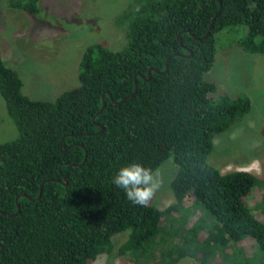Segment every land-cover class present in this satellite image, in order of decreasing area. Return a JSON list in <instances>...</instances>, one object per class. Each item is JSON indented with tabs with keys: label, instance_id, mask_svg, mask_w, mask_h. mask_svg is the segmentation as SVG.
<instances>
[{
	"label": "trees",
	"instance_id": "1",
	"mask_svg": "<svg viewBox=\"0 0 264 264\" xmlns=\"http://www.w3.org/2000/svg\"><path fill=\"white\" fill-rule=\"evenodd\" d=\"M38 3L7 0L29 15L38 14ZM122 20L125 45L86 48L78 85L54 100L25 95L0 52V95L17 128L0 143V264H88L112 253L119 233L127 235L120 255L146 252L162 216L188 197L209 221L184 230L175 258L264 264V178L222 173L207 161L214 137L240 122L251 101L214 98V83L204 79L223 30L236 36L231 46L264 53V0H131ZM169 157L176 202L165 210L134 205L112 183L129 162L156 170ZM256 190L258 214L249 203ZM245 238L253 242L250 256L239 245Z\"/></svg>",
	"mask_w": 264,
	"mask_h": 264
},
{
	"label": "rangeland",
	"instance_id": "2",
	"mask_svg": "<svg viewBox=\"0 0 264 264\" xmlns=\"http://www.w3.org/2000/svg\"><path fill=\"white\" fill-rule=\"evenodd\" d=\"M130 3L131 0H39L38 14L29 15L9 7L7 0H0V52L4 62L18 72L21 91L32 99L54 100L76 87L86 48L101 44L117 51L125 45L127 22L120 18ZM226 32L216 35L215 60L204 79L215 85L212 97L247 95L251 109L240 122L214 137L207 161L222 173L244 170L264 178V53L251 54L231 46L236 36ZM16 136L17 128L0 95V143ZM176 170L172 157L155 170L161 186L150 203L160 210L176 202L168 186ZM261 194L262 190H256L249 199L257 214ZM191 204L192 198L188 197L162 216L157 242L148 244L146 252L120 255L117 248L127 235L119 233L113 238L114 251L100 254L88 264H204L189 256L175 258V246L181 244L184 230L206 217ZM258 217L264 221L263 213ZM206 235L202 230L199 240ZM252 244L250 238L239 242L249 256L254 253ZM165 250L174 255L164 260ZM218 260L214 264H224Z\"/></svg>",
	"mask_w": 264,
	"mask_h": 264
},
{
	"label": "clouds",
	"instance_id": "3",
	"mask_svg": "<svg viewBox=\"0 0 264 264\" xmlns=\"http://www.w3.org/2000/svg\"><path fill=\"white\" fill-rule=\"evenodd\" d=\"M112 183L122 189L134 205L148 207L160 188L157 172L140 162H129L119 168Z\"/></svg>",
	"mask_w": 264,
	"mask_h": 264
},
{
	"label": "water",
	"instance_id": "4",
	"mask_svg": "<svg viewBox=\"0 0 264 264\" xmlns=\"http://www.w3.org/2000/svg\"><path fill=\"white\" fill-rule=\"evenodd\" d=\"M220 2H221V1H220ZM220 8H221V6H220ZM220 8H219V9H220ZM209 29H210V28H209ZM208 34H209V30H208V32L205 34V36H207ZM179 55H180V54H179ZM149 73H150V70H149L148 74H149ZM136 91H137V81L135 80L134 90H133V92L130 93L128 96H133V94H134ZM128 96L123 97V98H122L120 101H118V102H122V101H124ZM114 102H116V101H114ZM104 105H105V102L103 101V104H102V106H101L99 112L103 110ZM41 190H42V188L40 187V193H41ZM23 195H25V194H23ZM1 248H2V247H1Z\"/></svg>",
	"mask_w": 264,
	"mask_h": 264
}]
</instances>
